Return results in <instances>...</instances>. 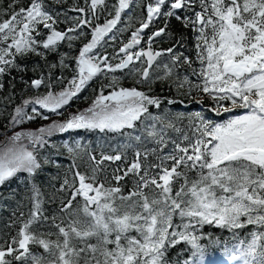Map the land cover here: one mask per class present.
<instances>
[{
	"label": "snow or ice",
	"instance_id": "obj_1",
	"mask_svg": "<svg viewBox=\"0 0 264 264\" xmlns=\"http://www.w3.org/2000/svg\"><path fill=\"white\" fill-rule=\"evenodd\" d=\"M15 2L17 0L8 7L14 8ZM130 2L118 0V6L114 5V18L93 28L91 40L75 57L77 76L67 87L54 93L49 83L46 95L24 100L23 104L38 105L59 114L58 110L68 105L98 73L128 68L134 58L128 50L140 43L139 33L148 27V23H142L141 28L132 33L130 41L120 48L126 59H121L115 66L108 63L107 56L98 55L94 49L112 32ZM194 2L173 0L163 15L181 20L176 10ZM166 3L167 0H155L154 4L148 5V22L161 15ZM104 4L105 0H91L89 10L92 15L96 16L97 8ZM199 5L201 11L195 12V18L184 17L183 22L185 27L191 24L197 34V60L201 67L199 73L194 70L193 74L202 78V82L192 84L187 76L178 77L174 81L175 87L179 91L188 85L189 94L192 88L202 91L216 104L212 111L217 116L235 108L245 109L244 114L215 122L197 112L192 114L186 128H181L176 121L183 119L182 113L167 122L166 117L149 114V105L160 106L158 97L135 88H120L107 96L99 95L91 107L62 123L54 121L35 131L15 132L9 137L10 146L0 147V185L21 172L33 179L41 169L38 150L48 143L45 137H51L55 132L70 129H98L101 132L132 129L135 132L136 122L140 121L143 125L140 134L127 133L129 141L154 146L135 149L134 159L123 170V175L114 173L112 179L117 182L116 186L105 187L104 182H97V173L103 161L125 159L120 152L102 155L100 161L90 155L92 174L85 175L78 170L73 174L78 186L65 178L58 191L73 190L71 198L61 202L60 211L65 214L67 223L63 220L54 223L56 240L30 231L32 225L41 220L43 202L39 186L31 184L30 217L22 222L11 243L0 247V264H11L6 256H12L16 261L30 258L31 264H167L168 249L181 242L191 245L195 258L192 264H204L205 249L193 231L205 224L230 230L254 226L250 239L234 246V258L239 264H264V0H199ZM74 10L85 12L84 8ZM74 19L75 26L67 32L90 24V20L83 17ZM56 23L46 10L44 0H31L27 7L11 11L7 19L0 21V75L10 68L20 67L16 63L17 57L35 54L43 58L46 52L55 51L63 40L75 39L66 32L57 31ZM40 25L48 30L44 39H39L43 35ZM163 32L162 28L153 36ZM152 39L149 37V41ZM166 51L173 53L172 48ZM160 55L161 52L151 50L134 54L137 60L147 57V67L136 70L141 77L139 82L150 79L153 62ZM180 59V56H172L174 64ZM183 61L191 64L188 57H183ZM60 66L68 67L63 58ZM165 69V75L158 79L171 75L167 65ZM44 83L45 78L41 75L31 80L30 87L39 89ZM223 101L230 102L231 107H225ZM168 103L176 101L169 100ZM32 113L29 115L24 107L18 106L10 124H21L42 115L36 107L32 108ZM42 118L48 119L47 116ZM168 130L177 135L170 136ZM22 138L28 140L32 150L19 143ZM65 147L70 154L74 152L67 144ZM121 147L132 148L134 145L128 143ZM48 162L45 159V163ZM72 167H76L75 163ZM129 176L136 179L133 189L125 196L121 194L119 182ZM77 197L84 203L74 208ZM176 216L180 218V224L174 225ZM30 244L38 245L43 253L31 252Z\"/></svg>",
	"mask_w": 264,
	"mask_h": 264
},
{
	"label": "trees",
	"instance_id": "obj_2",
	"mask_svg": "<svg viewBox=\"0 0 264 264\" xmlns=\"http://www.w3.org/2000/svg\"><path fill=\"white\" fill-rule=\"evenodd\" d=\"M30 2L31 0H17L14 3V8L10 9L8 6L13 4V0H0V21L7 19L11 11H18L21 7H27ZM154 2L155 0H131L129 8L121 13V18L112 32L105 36L100 45L94 49V52L98 55L107 56L108 63L115 66L123 57V53L119 51L120 48L130 41L132 33L140 29L142 23H148V27L139 33L140 43L134 47L133 51L135 53L141 47L148 46L151 50L162 53L150 70V79L139 82L141 77L136 70L143 68L142 58L125 70L112 72L103 70L93 77L68 105L59 109V114H57L43 110L38 105L29 104L25 106L23 101L46 95L49 90L47 87L49 83L52 84L51 91L54 93H58L68 86V82L74 76H77L78 72L75 57L79 55L80 49L91 40L93 28L97 24L103 25L106 20L114 18V5L118 6V0H105L104 6L97 8L96 16H93L89 10L91 0H44L46 10L57 20L54 26L55 29L66 32L68 36H73L75 39L71 41L68 39L63 40L58 44L55 51L46 52L43 58L35 54L17 57L16 63L20 67L10 68L0 75V85H3L0 88V140L12 128L10 121L15 108L18 106L24 107L25 112L29 115H33V107H36L42 114L34 120H26L24 123L17 124L18 127L32 125L34 128H39L52 120L55 122L65 120L73 112L91 106L99 95H107L120 88H135L149 96L158 97L161 101L160 106L149 105V114L166 117L165 122H167V120H175L177 114L182 113L183 119L176 121L177 126L181 128H186L192 114L197 112L215 122H223L233 114L239 113L241 109L236 108L231 112H222L217 116L212 111L216 104L202 91L192 88L189 94L188 85H185L179 91L175 87L174 81L178 77L183 79L187 76L192 84L202 82V78L193 74L194 70L199 73L201 67L200 62L197 60L195 40L197 34L193 31L191 24L185 27L183 22L184 17L194 19L195 12L201 11L199 0L176 10V14L181 16V20H177L175 16L167 17L163 15L164 12L169 10L170 4L173 2V0H167V3L161 9V15L154 16L151 22H148L147 7L150 3L154 4ZM78 8H84L85 12L80 13L74 10ZM77 17L89 19L90 24L81 26L75 32H67L69 28L75 26L76 21L74 18ZM162 28L164 32L160 36L154 37L153 34ZM40 30L43 35L39 39H44L48 34V30L44 29L42 25H40ZM149 37H153V39L149 41ZM169 48L173 49V53L166 51ZM41 51L44 50L41 49ZM173 55L181 57L178 63H173ZM183 57H188L191 64L184 63ZM62 58L68 67L62 68L60 66ZM50 65H56V67L50 68ZM166 65L171 69V75L166 79H158V77L165 75ZM20 68L26 70L21 71ZM41 75L44 76L45 83L39 89L31 88V80L37 79ZM113 78H115V82H113ZM169 100L176 101V103L169 104ZM197 101L200 102L197 103ZM221 103L224 106H231L228 101ZM43 116H47L48 119H43ZM141 119L144 120V117ZM146 123H150V121H146ZM142 127L141 122L137 121L135 132L132 129H123L120 132H109L107 130L101 132L98 129H70L65 132H55L51 137H45L48 143L44 148L38 150L37 158L41 163V169L38 170L35 177L30 179L27 173L21 172L0 185V247H6L10 244L12 238L17 236L22 222L29 219L32 202L28 197L31 195L29 189L33 183L39 186L43 202L41 205V220L39 223L33 224L30 231L36 235L43 234L46 239L56 240L57 229L54 223H61L62 220L67 223L65 214L60 211L61 202L70 199V193L73 190L69 188L65 191H58L64 179L67 178L70 184L78 186V180L74 179L73 174L77 170L85 175L92 174L93 162L89 159L90 155L95 156L96 160L100 161L102 155H115L120 152L125 155V159L115 162L103 161L99 165L100 171L97 173V182H104L105 187L116 186L117 182L112 179L114 173L123 175V170L134 159L135 149L154 146L151 143L141 145L135 141H129L126 134L139 135ZM168 134L172 137L177 135L171 130H168ZM77 142H79V147H77ZM128 143H132L134 147H121V145ZM65 144L73 148L74 152L70 154ZM30 150H32V147ZM45 159L49 162L45 163ZM149 159H154V157H149ZM73 163L76 167H72ZM57 164L59 167H57ZM117 169L119 171H116ZM135 179V177L129 176L119 182L122 195L127 196L129 194L134 187ZM83 203V199L77 197L73 202V207L79 208ZM44 217L47 219H44ZM175 224H180L178 216L174 217ZM253 230L254 226L230 230L215 224H205L198 226L193 234L199 238L198 242L205 249V255L216 252L226 254L241 241L247 242ZM50 233L51 235H49ZM132 235H135V233L133 232ZM91 242L95 243V240ZM109 247H112V245H109ZM29 248L34 254L43 253V249L38 245L30 244ZM192 252L193 249L190 244L181 242L168 249L166 254L167 264H187L189 261L195 260ZM5 258L11 264H31L30 258L22 261H16L12 256H6Z\"/></svg>",
	"mask_w": 264,
	"mask_h": 264
},
{
	"label": "rangeland",
	"instance_id": "obj_3",
	"mask_svg": "<svg viewBox=\"0 0 264 264\" xmlns=\"http://www.w3.org/2000/svg\"><path fill=\"white\" fill-rule=\"evenodd\" d=\"M135 57V56H134ZM110 94V93H109ZM107 94V95H109ZM105 95V96H107ZM92 106V105H91ZM89 106V107H91ZM89 107H86L84 108L83 110L81 111H75L72 113V115L74 114H77L79 112H83L84 110H86L87 108ZM246 110H244L245 112ZM244 112L242 114H244ZM242 114H237V115H242ZM71 115V116H72ZM232 116H236V115H232ZM231 116V117H232ZM70 117V116H69ZM68 117V118H69ZM68 118H66L65 120H62L58 123H62L64 121H66ZM52 122H54L53 120L52 121H49L47 124H45L44 126H47L49 124H51ZM40 128V127H39ZM36 129L38 128H34L31 126H19L18 125H12V128L10 129L9 132H7L3 138L0 140V147H4V146H10V140H9V137H11L15 132H21V131H29V130H32V131H35ZM21 144H24L25 146L28 147V149L32 147V145L28 142V140L26 138H22V140L19 142ZM29 143V144H28ZM28 144V145H27ZM29 149V150H30ZM204 264H239V262L234 258V254H230L228 258H223V257H217L215 258L214 256H207L205 257L204 259Z\"/></svg>",
	"mask_w": 264,
	"mask_h": 264
},
{
	"label": "water",
	"instance_id": "obj_4",
	"mask_svg": "<svg viewBox=\"0 0 264 264\" xmlns=\"http://www.w3.org/2000/svg\"><path fill=\"white\" fill-rule=\"evenodd\" d=\"M150 49H144L143 51H149ZM156 52H158V51H156ZM156 52H154V53H156ZM145 58V60L147 61V57H144ZM126 59V58H125ZM146 67H147V63H146Z\"/></svg>",
	"mask_w": 264,
	"mask_h": 264
}]
</instances>
